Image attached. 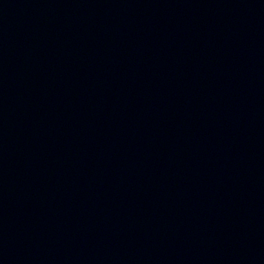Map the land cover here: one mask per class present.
Wrapping results in <instances>:
<instances>
[{
	"label": "water",
	"instance_id": "obj_1",
	"mask_svg": "<svg viewBox=\"0 0 264 264\" xmlns=\"http://www.w3.org/2000/svg\"><path fill=\"white\" fill-rule=\"evenodd\" d=\"M0 264H264V0H0Z\"/></svg>",
	"mask_w": 264,
	"mask_h": 264
}]
</instances>
